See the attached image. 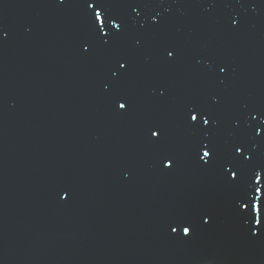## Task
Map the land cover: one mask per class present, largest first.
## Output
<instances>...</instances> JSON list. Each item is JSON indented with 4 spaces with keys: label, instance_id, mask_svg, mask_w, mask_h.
Segmentation results:
<instances>
[{
    "label": "water",
    "instance_id": "water-1",
    "mask_svg": "<svg viewBox=\"0 0 264 264\" xmlns=\"http://www.w3.org/2000/svg\"><path fill=\"white\" fill-rule=\"evenodd\" d=\"M95 2L0 0V264H264V0Z\"/></svg>",
    "mask_w": 264,
    "mask_h": 264
},
{
    "label": "snow or ice",
    "instance_id": "snow-or-ice-1",
    "mask_svg": "<svg viewBox=\"0 0 264 264\" xmlns=\"http://www.w3.org/2000/svg\"><path fill=\"white\" fill-rule=\"evenodd\" d=\"M61 2H63V0H61ZM86 2V0H85ZM97 0L95 3H87V8L88 9H94V19L92 20V24L95 27V30H98L99 34L101 35V38H106L109 36V32L105 31V21L106 19L109 22V17L107 15V13H105V15H101V11L99 9V7H97ZM111 23L113 24V26L116 29H120L121 25L116 23L115 18L111 19ZM167 55L169 57H171L173 55V53L171 51L167 52ZM119 63V62H118ZM120 68H124V64L120 63ZM221 71H223V68L220 69ZM115 74V73H114ZM126 107L125 103H119V108L120 109H124ZM197 109L193 108L189 111V115H190V120L189 123L192 127L197 128L201 125V121H198L197 118ZM200 117L202 120V123L204 125H208L209 124V116L207 113L201 111L200 112ZM253 119H255V117H253ZM192 122H196L195 124H193ZM257 134H259V129L256 130ZM151 135L153 137H156L159 135L158 131H151ZM203 148L205 149L202 153V155H200V159L204 161L205 164L208 163V160H204L205 157L212 159V156L214 154V151L208 147V145H203ZM242 149L241 147H235V153L239 154L241 153ZM233 160L236 159V157L232 158ZM251 157L250 156H245L244 157V161L250 160ZM244 161H241V163H243ZM231 163V161H230ZM162 164L165 168H171L173 167V161L168 158L167 162L162 161ZM240 169L238 168L237 171H239ZM261 173H264V167H260L258 169H254L253 175H254V179L253 178H249L251 181V186L250 189L248 190H244L240 193L239 196V201L237 203V207H236V212L238 215H241L243 217H246L248 219L251 218H255V223L256 224H261L262 221H264V200H262V197H264V191H262V188H264V184H261ZM231 179L233 181H236L237 183H239V180L237 178V172L233 171L231 173ZM259 185V186H258ZM251 189H254L251 190ZM69 195L68 192H64V195L61 197L62 199L67 198ZM207 222V221H205ZM171 232L172 233H176L177 229L179 228L182 231V235L184 237H190L192 232H193V228L190 224L186 223L183 220L177 221L175 226H171ZM253 235H255V231L252 232Z\"/></svg>",
    "mask_w": 264,
    "mask_h": 264
}]
</instances>
